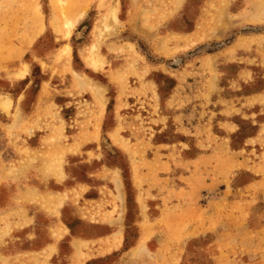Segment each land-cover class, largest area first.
<instances>
[{
	"label": "rangeland",
	"instance_id": "374dc122",
	"mask_svg": "<svg viewBox=\"0 0 264 264\" xmlns=\"http://www.w3.org/2000/svg\"><path fill=\"white\" fill-rule=\"evenodd\" d=\"M37 162L123 238L92 264H264V0H0V253L47 239L5 209ZM75 179L106 226L51 199Z\"/></svg>",
	"mask_w": 264,
	"mask_h": 264
},
{
	"label": "crops",
	"instance_id": "0c3cea01",
	"mask_svg": "<svg viewBox=\"0 0 264 264\" xmlns=\"http://www.w3.org/2000/svg\"><path fill=\"white\" fill-rule=\"evenodd\" d=\"M41 105H35L29 114H21L20 120H17V123L23 127L26 123L33 122L38 113L41 112ZM37 142H39V140H37ZM37 142L33 147L34 149L38 148ZM29 174L32 176L30 177L28 173H23L21 175L20 184L10 188L12 201L6 205L5 209L9 211L13 209L16 212L11 227L27 230L33 225L34 228V226L40 224L38 212L43 211L48 214L49 218H52L49 222L51 228L47 232V239L38 246H24V248L14 252H1L0 264H63L60 256L62 255L61 241H63V239H66L65 241L67 242V250L64 254L66 255L65 259H67V264H92L95 259L106 258L110 252L112 253L123 245V238L117 236L114 232L115 229L104 230L105 232H103L102 235L94 237H83V235L71 233L73 229L72 226L68 225L59 215L63 207L61 201L54 208L53 203L49 208L43 206L41 203L40 197L48 194L49 191L38 184L39 180H41L40 178L43 176L39 169V164L35 172ZM33 177L37 178L38 182L33 180ZM53 180L60 183L62 178H53ZM87 184L88 181L86 180L75 179L69 185V188L62 189L61 187L60 189L50 191L53 195L51 199L55 202L58 195H77V200L80 202L75 207L77 220L89 226L90 223L99 225L105 224L104 226H106V223H101V221L93 223L91 220L96 219H90V212L94 211V208L90 209V186ZM79 197L82 199V202ZM93 199L95 198H92V200ZM32 205H34L35 209H32ZM0 208L2 209L3 207L1 206ZM113 234H116L115 236L118 238L115 245L107 249L106 242H111L110 240ZM34 236L36 239L38 238V235L35 233Z\"/></svg>",
	"mask_w": 264,
	"mask_h": 264
},
{
	"label": "bare ground",
	"instance_id": "6f19581e",
	"mask_svg": "<svg viewBox=\"0 0 264 264\" xmlns=\"http://www.w3.org/2000/svg\"><path fill=\"white\" fill-rule=\"evenodd\" d=\"M116 10H117V9H116ZM111 13H112V11H111ZM108 14H109V13H108ZM106 17H107V16H106ZM106 17H105V18H106ZM114 17H115V16H114ZM114 19H115V18H114ZM103 22H104V21H103ZM113 25H114V24H113ZM113 30H114V29H113ZM92 45H93V44H92ZM92 45H91V46H92ZM65 47H66V46H65ZM67 48H68V47H67ZM69 48H70V47H69ZM92 48H93V47H92ZM62 50H63V49H62ZM62 50H61V51H62ZM64 54H65V52H64ZM92 61H93V59H92ZM93 62H94V61H93ZM80 77H81V76H80ZM79 79H80V78H79ZM84 81H85V80H84ZM86 83H87V82H86ZM1 101H4V100H1ZM7 103H8V102H7ZM4 105H5V104H4ZM5 110H6V109H5ZM59 171H60V170H59ZM62 176H63V175H62ZM115 177H116V176H115ZM118 178H119V177H118ZM113 180H114V179H113ZM115 180H116V179H115ZM118 183H119V182H118ZM68 193H69V192H68ZM63 194H64V193H63ZM120 199H121V197H120ZM118 232L120 233V230H119ZM116 238H117V237H116ZM116 240H117V239H116ZM118 240H119V239H118Z\"/></svg>",
	"mask_w": 264,
	"mask_h": 264
}]
</instances>
